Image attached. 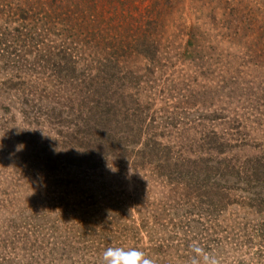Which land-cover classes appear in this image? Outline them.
Returning <instances> with one entry per match:
<instances>
[{"label":"trees","instance_id":"trees-1","mask_svg":"<svg viewBox=\"0 0 264 264\" xmlns=\"http://www.w3.org/2000/svg\"><path fill=\"white\" fill-rule=\"evenodd\" d=\"M118 2L0 0L6 10L0 9V22L6 25L0 31V75L5 74L0 90L3 86L14 91L18 105L35 103L34 70L47 63L48 71L61 83L58 92L68 94L69 114L76 112L80 118L76 124L70 120L69 147L82 145L93 170L95 161H104V155L121 157L125 162H119L116 170L130 166L138 173L149 167L161 183L176 186L169 195L173 199L148 214L157 219L164 216V234L151 249L153 264H199L201 259L202 264H264V155L258 156L263 146L247 143L249 125L244 118L236 116L230 123L215 113L211 121H220L225 130L204 133L202 137L209 142L202 140L206 150H199L200 155L210 151L215 156L213 167L210 162L199 167L196 160H181V142L175 145L166 140L158 125L164 123L162 115L155 114L150 103L142 105L135 92L138 74L125 67V60L136 55L155 62L157 45L141 30L132 42L118 44L120 32L114 30V23L128 28L132 21L124 18L123 10L117 17ZM107 15L115 21L101 28L110 22L105 20ZM9 74L11 82L6 83ZM241 132L244 140H239ZM246 147L256 154L241 156ZM42 185L51 187L48 201L38 217L35 203L26 205L33 216L24 220L23 229L12 233L3 223L5 217L0 218L4 225L0 226V264H103L108 247L127 248V241L138 242L150 233L135 205L127 200L112 202L113 196L96 197L90 191L92 184L86 192L76 181L67 182L66 188L57 181L46 184L43 180ZM54 186L62 190L57 192ZM6 204L0 203L4 213ZM232 207L246 212L231 221L226 215ZM49 215L53 218L48 219ZM222 247L230 253L220 254ZM192 250L201 251L203 257Z\"/></svg>","mask_w":264,"mask_h":264},{"label":"rangeland","instance_id":"rangeland-1","mask_svg":"<svg viewBox=\"0 0 264 264\" xmlns=\"http://www.w3.org/2000/svg\"><path fill=\"white\" fill-rule=\"evenodd\" d=\"M117 4L120 9L117 17L122 16L123 10L124 18L132 20L128 28L114 23V30L120 32H112L115 36L119 34L118 44L132 42L140 37L141 30L157 45L159 55L154 56L155 62L136 55L125 60V67L138 74L135 92L142 105L148 107L150 103V109L162 115L164 123L158 125L166 140L175 145L181 142L184 149L181 160H196L199 167L210 162L213 167L215 156L210 151L200 155L199 150H206L203 141L209 142L202 137L204 133L225 130L220 121H211L215 113L230 123L236 116L244 118L249 125L247 143L264 147V0H119ZM2 10L6 12L5 8ZM106 18L110 22L101 28L113 24L111 19L115 21L111 16ZM1 27L6 25L0 22L3 31ZM48 70L47 63L35 67L34 85L38 92L35 103L32 102L34 106L18 105L14 91L3 86L0 90V203H7L6 212L0 210V218L5 217V227L12 233L23 229L24 220L33 216L31 208H25L31 201L38 217L51 190L50 186L47 189L42 185L43 180L46 184L63 183L64 188L67 182L76 181L83 192L92 184L90 191L96 197L113 196L112 202L127 200L135 205L137 216L148 223L150 233L138 242L127 241V248L139 249L155 261L151 249L164 234V216L157 219L148 214L164 207L165 202L167 205L166 199H173L169 195H173L176 186L161 183L149 167L138 173L130 166L116 170L119 162H125L121 157L104 155V161H95L93 170L82 145L76 149L69 147V128L73 127L70 120L76 124L80 118L76 112L69 114L72 106L68 94L58 92L59 78ZM7 76L6 83L11 82V74ZM64 84L67 90V83ZM242 133L239 140H244ZM263 147L258 156L264 155ZM246 148L241 156L255 152ZM55 187L57 192L62 190ZM244 212L232 207L226 217L235 221ZM68 213L78 216V212ZM4 225L0 222V226ZM198 247L204 254H210L201 244ZM201 251L193 252L203 257ZM229 253V248L220 250V254ZM234 257L240 258V254Z\"/></svg>","mask_w":264,"mask_h":264},{"label":"clouds","instance_id":"clouds-1","mask_svg":"<svg viewBox=\"0 0 264 264\" xmlns=\"http://www.w3.org/2000/svg\"><path fill=\"white\" fill-rule=\"evenodd\" d=\"M103 264H153V261L136 249L108 247L103 253Z\"/></svg>","mask_w":264,"mask_h":264}]
</instances>
